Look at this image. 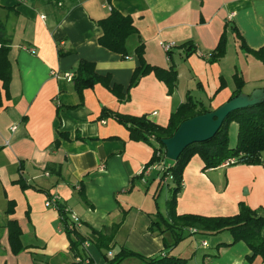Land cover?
Segmentation results:
<instances>
[{
  "label": "crops",
  "instance_id": "crops-1",
  "mask_svg": "<svg viewBox=\"0 0 264 264\" xmlns=\"http://www.w3.org/2000/svg\"><path fill=\"white\" fill-rule=\"evenodd\" d=\"M112 11L130 17L137 32L126 41V58L99 43L103 31L98 22ZM0 23L10 41L7 91L0 81V264L76 263L59 230L58 212L44 206V192L80 220L85 236L118 225L111 258L124 248L147 258L169 253L188 264H264L259 256L247 261L251 252L243 242L218 247L231 241L229 232L202 240L207 244L197 249L205 250L202 258L186 240L170 249L174 238L160 231L164 225L151 229L152 221L159 220L161 169L140 177L152 148L130 141L128 131L113 119H101L106 110L147 116L165 127L188 97L209 111L225 104L237 90V77L244 81L243 95L263 90L264 65L240 45L252 51L264 47V0H0ZM223 36L225 55L210 63ZM163 43H174L171 60ZM140 44L147 65L175 69L172 94L152 73L129 86L139 67L135 49ZM80 61L92 63L111 85L122 86L128 101L120 103L101 84L80 97L73 83ZM61 133L68 138L61 139ZM10 202L13 214L7 215ZM240 204L264 210V166L203 170L199 156L190 159L176 199L177 215L231 217ZM8 220H16L21 229L25 249L16 256L3 228ZM134 260L140 262L129 258L121 264Z\"/></svg>",
  "mask_w": 264,
  "mask_h": 264
},
{
  "label": "trees",
  "instance_id": "trees-1",
  "mask_svg": "<svg viewBox=\"0 0 264 264\" xmlns=\"http://www.w3.org/2000/svg\"><path fill=\"white\" fill-rule=\"evenodd\" d=\"M98 24L103 31V35L99 40L100 45L113 53L121 55L123 58L129 56L126 41L131 36L137 34L131 18L123 16L117 11H112L106 19L99 21ZM232 29L236 32L234 27ZM9 43L10 41L4 33L3 25L0 23V81L2 82V89L5 91L8 90L10 82V64L8 60ZM183 46L188 45L185 44ZM240 46L246 54L253 56L264 65V47L257 51H252L243 44ZM191 48V46H188L187 51H191ZM225 52L226 39L223 36L214 52L209 55V62L215 63L219 61L224 57ZM135 55L139 59V67L133 72L129 86L134 87L140 78L152 73L158 80L165 83L168 88V93L172 94L177 81L175 69L170 67L164 70L147 65L143 60L142 44L135 49ZM168 58L171 60V52L168 53ZM235 79L237 90L233 92L231 98L241 95V88L244 85V81L241 78L237 77ZM73 83L75 91L80 97L83 90L95 84H101L120 103L128 101V93L123 91L122 86L116 84L111 85L109 77L96 74L94 65L87 61L79 62L74 74ZM208 112L210 111L203 105L194 102L188 97L186 102L179 105L171 114L169 122L165 127L154 124L147 116H124L106 110L102 111L101 119H113L128 131L130 141L143 142L152 148L153 155L149 163L145 166L147 168L159 163H163L164 165L167 159L162 141L172 137L182 122ZM232 123L237 124L236 143L233 147L228 143L229 127ZM59 137L61 139L68 138L66 134L62 133L59 134ZM58 142H55V146ZM263 152L264 101L255 106L240 109L229 114L211 140L188 146L180 154L174 165L166 167L161 172L158 179V190L165 183L164 179L168 175L172 177V187L169 189L170 196L166 201V216L163 217L160 213H157L155 216L159 220L152 221L151 229L154 227L159 228L161 223L164 225V228H160V231L162 233L166 231L170 232L174 238V245L170 249L182 242L186 237L193 235L210 236L222 232H229L232 237L231 241L228 244L218 245V247H228L237 242H243L251 252L247 257V261L251 262L255 257L259 256L264 263V237L261 235V231L264 228V210H252L246 205L240 204L238 213L231 217L179 216L175 212L176 199L182 189L183 171L193 156H199L203 162V170H207L221 166L228 159L235 160L233 166H264L261 156ZM142 175L143 173L140 177ZM18 183L22 189L27 188V185L23 182L18 181ZM44 193L50 198L47 192ZM79 195L84 198L81 191ZM13 209L14 204L10 202L5 214L12 215ZM57 212L61 231L69 241V251L73 257L80 259L75 264H91L93 262L89 251L82 247L85 242L95 247L98 251L106 250L110 252L114 248L110 246V243L118 225L103 229L100 232L91 230L90 235L85 236L70 219L69 213L64 206L58 204ZM3 228L7 231L11 253L16 256L23 252L25 248L21 243V229L17 221L8 220ZM129 258L138 259L142 264H188L186 259L170 255L169 253L147 258L124 248H119L114 252L112 258L108 259L106 264H121Z\"/></svg>",
  "mask_w": 264,
  "mask_h": 264
},
{
  "label": "water",
  "instance_id": "water-1",
  "mask_svg": "<svg viewBox=\"0 0 264 264\" xmlns=\"http://www.w3.org/2000/svg\"><path fill=\"white\" fill-rule=\"evenodd\" d=\"M262 101L264 89L255 91L250 96L241 94L233 97L216 110L182 122L172 137L162 141L166 159L175 163L188 146L211 140L229 114Z\"/></svg>",
  "mask_w": 264,
  "mask_h": 264
},
{
  "label": "rangeland",
  "instance_id": "rangeland-1",
  "mask_svg": "<svg viewBox=\"0 0 264 264\" xmlns=\"http://www.w3.org/2000/svg\"><path fill=\"white\" fill-rule=\"evenodd\" d=\"M236 135H237V127L234 124H231L229 127V145L231 147H233L236 143ZM262 159L264 160V152L262 153ZM166 164L168 166H172L174 165V163L172 161L166 160ZM167 167V166H166ZM172 187V183L170 181H168L167 183H163L160 187V193L158 195L157 199V211H160V213L162 212H166V201L169 198V194H170V188ZM166 216V213H165ZM186 235V234H185ZM184 240L188 241V243H192L194 245V250H196V252L200 255V257H203V254L205 252V250H197L200 248L201 246V241L202 240H207L209 242L212 241V237L210 236H205V235H194V237L190 236V237H186ZM90 246V245H89ZM87 248V250L89 251L90 255L93 258V262L91 264H106L108 259H110L111 257H109V251L106 250H101L98 251L95 247H91V248ZM199 260H201L199 258ZM124 264H142L141 262L138 263V261L134 260V261H127ZM197 264H201L200 262H198Z\"/></svg>",
  "mask_w": 264,
  "mask_h": 264
},
{
  "label": "built area",
  "instance_id": "built-area-1",
  "mask_svg": "<svg viewBox=\"0 0 264 264\" xmlns=\"http://www.w3.org/2000/svg\"><path fill=\"white\" fill-rule=\"evenodd\" d=\"M18 2H21L23 0H17ZM161 48L163 49V51L167 54L168 56V53L171 52V50L174 48V43H163L161 45ZM32 53H34V51H31ZM66 79L67 80H71L72 79V75H66ZM235 163V160L234 159H228L226 161L223 162V166L225 167H230V166H233ZM161 169V172L164 171L166 169L165 165H163V163H159V164H154L150 167H147V168H144L142 173H145V174H148L150 171H153V170H156V169ZM172 180V177L170 175H168L165 179H164V182L166 183L167 181H171ZM58 198L57 197H50L48 198L45 203H44V206L46 208H52V209H55L57 211V207H58ZM69 213V212H68ZM69 216H70V219L74 222L75 226L80 229L81 228V222L80 220L73 214H70L69 213ZM59 230L61 231V228L59 227ZM206 242H202L201 243V246L202 247H206ZM89 246V244L87 242H85L82 247L83 249H87ZM111 254L109 253V256ZM77 261L76 262H79L80 259L76 258ZM88 263V262H87Z\"/></svg>",
  "mask_w": 264,
  "mask_h": 264
}]
</instances>
